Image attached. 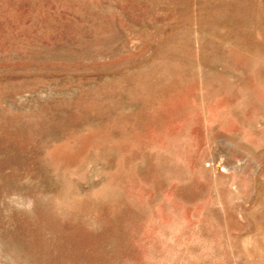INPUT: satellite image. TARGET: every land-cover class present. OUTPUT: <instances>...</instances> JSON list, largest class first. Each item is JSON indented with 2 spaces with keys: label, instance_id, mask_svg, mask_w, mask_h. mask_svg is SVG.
I'll list each match as a JSON object with an SVG mask.
<instances>
[{
  "label": "rangeland",
  "instance_id": "1",
  "mask_svg": "<svg viewBox=\"0 0 264 264\" xmlns=\"http://www.w3.org/2000/svg\"><path fill=\"white\" fill-rule=\"evenodd\" d=\"M0 264H264V0H0Z\"/></svg>",
  "mask_w": 264,
  "mask_h": 264
}]
</instances>
